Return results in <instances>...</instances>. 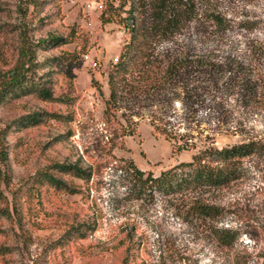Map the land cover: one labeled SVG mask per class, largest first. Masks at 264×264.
I'll return each mask as SVG.
<instances>
[{
    "label": "rangeland",
    "instance_id": "obj_1",
    "mask_svg": "<svg viewBox=\"0 0 264 264\" xmlns=\"http://www.w3.org/2000/svg\"><path fill=\"white\" fill-rule=\"evenodd\" d=\"M207 2L231 29L210 33L203 46L233 70L186 102L176 86L153 97L120 90L106 110L107 72L129 37L118 18L102 21L109 0H0V77L22 41L61 37L35 49L33 74L52 71L46 85L56 101L30 91L0 104V264H264V173L256 158L228 187L170 197L128 195L118 168L132 161L156 175L206 145L264 141V0ZM32 113L41 120L24 124ZM54 162L78 164L90 177L56 172ZM49 169L76 192L35 178ZM196 200L220 214L199 216ZM214 227L233 230V242H218Z\"/></svg>",
    "mask_w": 264,
    "mask_h": 264
},
{
    "label": "trees",
    "instance_id": "obj_2",
    "mask_svg": "<svg viewBox=\"0 0 264 264\" xmlns=\"http://www.w3.org/2000/svg\"><path fill=\"white\" fill-rule=\"evenodd\" d=\"M30 1V0H20ZM101 13L102 21L118 22L129 34L122 45L116 61L111 62L107 72L108 97L105 109L115 105L120 90L133 97L146 94L153 97L169 87H180L186 102L195 98L199 89L210 88L218 72L233 69L221 68L222 64L210 56L203 43L210 41V33L224 35L231 29V20L208 5L207 0H109ZM243 28L250 29L248 25ZM61 37L51 36L33 44L22 41L13 66L0 77V104L8 96L34 91L46 101H56L46 84L52 71H43L35 80L33 74L38 67L35 49L42 44L55 46ZM73 53L65 55L69 67ZM61 59V58H60ZM57 60V59H55ZM53 64H50L52 67ZM247 88V86H246ZM121 113L120 115H122ZM58 118L57 114L43 113ZM41 115V116H42ZM41 120L39 113L25 116L24 124ZM0 139V155L3 156ZM256 158L264 173V141L250 139L234 144L216 147L206 145L187 161H179L158 174L138 168L132 161L120 165L127 181L128 195L170 197L191 190H216L230 186L244 177ZM50 169L56 172L88 180L90 170L75 163L54 162ZM49 170L36 174L37 180H44L55 188L76 192L60 177ZM193 210L203 217L216 218L221 209L205 201L196 200ZM2 213L9 217L8 209ZM216 240L230 245L236 233L229 228L214 227ZM132 239H129V245Z\"/></svg>",
    "mask_w": 264,
    "mask_h": 264
}]
</instances>
